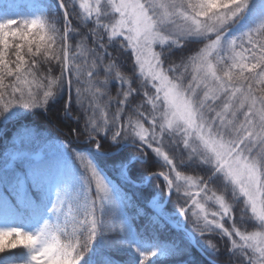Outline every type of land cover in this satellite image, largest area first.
Returning <instances> with one entry per match:
<instances>
[{"label":"snow or ice","instance_id":"snow-or-ice-1","mask_svg":"<svg viewBox=\"0 0 264 264\" xmlns=\"http://www.w3.org/2000/svg\"><path fill=\"white\" fill-rule=\"evenodd\" d=\"M73 3L76 0H61L65 9L62 31L40 18L22 21V26L15 29L12 27L17 23L14 20L0 23V104L4 111L17 103L26 108L43 107L55 95L57 82L49 75L43 78L38 76L36 57L42 56L49 62L55 60L59 62L61 72L72 73L69 33L73 28L69 17ZM247 5L248 0H79L84 19L96 17L97 28L91 31L94 43L98 34V45L102 49L105 45L101 43L103 34H107L109 41L123 37L124 46L131 48L146 85H150V89L142 87L143 104L150 107L140 111V106H137V119L129 116L125 126L120 123L125 109L117 107L115 112L107 111L110 102L116 98L108 95L107 100H102L108 82L116 77L105 66L104 78L95 80L98 65L93 64L86 74L92 82L89 94L94 100V117L89 118L91 126L88 136L91 138L94 133L103 132L111 134L113 141L119 137L134 136L163 158L170 173H175L174 179L164 172L153 175L162 176L167 188H175L177 192L180 191L176 181H183L187 177L176 170L179 167L176 157L164 150L163 137H178L177 143H182L184 149L190 152L196 139L212 153L215 165L212 171L215 176L227 177L233 182L234 192L239 193L238 199L244 206L243 212L240 207L238 218L233 215L232 206L221 212H209L201 200V196L205 201L206 197L214 193L209 188L208 180L190 184L184 193L197 210L192 215L199 214L203 220L201 235L205 231L219 229L222 235L239 237L242 243L233 239L232 247L239 250L247 264H264V161L252 160L255 152L253 145L256 148L264 145V23L244 33L239 39L224 38L227 27ZM104 19L106 23L102 22ZM98 29H103L104 33ZM57 34L60 36L58 58L52 54ZM193 37H202L203 47L194 56L188 57L187 62L181 63L185 78L174 79L171 73L175 71L176 65L168 61V71H164L165 56L156 51L155 46L162 47L171 40V45L179 47L181 41ZM10 51L14 60L10 57ZM13 77L14 80L6 84V80ZM120 81L122 84L129 83L124 79ZM33 88L38 91H33ZM134 91L140 92L141 88ZM132 92L129 85L127 90L121 91L119 95L122 98L117 103L131 105L129 97ZM77 94L80 97L79 90ZM6 95L12 98L5 100ZM194 98L200 101L199 105ZM144 121L149 123V127H145ZM118 123L119 130L113 131ZM229 123H238L239 131L235 140L225 143L219 129ZM154 143L157 145L155 148ZM95 146L98 150H107L99 143ZM77 156L81 157L82 166L90 173L85 183L90 188L94 183L96 191V199L85 206L84 219L72 217L74 226L71 232L67 230V218L63 225L45 223L35 234L17 228L0 229V252L6 247L22 245L32 252L30 264H78L81 249H86L96 238L97 205L108 197L109 190L91 160L83 158L81 153H77ZM241 178H246L245 182L242 183ZM31 179L36 181L38 177L33 174ZM9 182L17 192L23 194L24 178H11ZM193 188L197 189L195 193L192 192ZM60 202L58 200L53 205L57 211L60 210ZM217 205L219 208L220 205ZM245 209L251 212L248 219L261 225H253L254 231L243 232L238 226L247 214ZM181 212L187 214L188 209L181 207ZM226 216L233 219L231 230L221 222ZM85 225L86 231L81 236L79 233ZM10 237L14 239L9 240ZM208 243L211 244V241ZM212 247L215 248V245ZM147 259L145 256L144 260Z\"/></svg>","mask_w":264,"mask_h":264},{"label":"trees","instance_id":"trees-1","mask_svg":"<svg viewBox=\"0 0 264 264\" xmlns=\"http://www.w3.org/2000/svg\"><path fill=\"white\" fill-rule=\"evenodd\" d=\"M6 5L12 9L10 19L17 22L12 26L14 29L22 26L20 23L22 21L40 18L48 25H53L60 31L63 30L64 12L61 0H7ZM70 11L69 18L72 21V28L76 30L69 33L70 43L75 44L80 37H84L89 46L103 53L105 60L110 56H118V63L124 71L126 73L135 71L139 80L143 82V86L150 89V85H146L144 76L140 75V69L135 63L131 48L124 46L123 37L114 38L109 42L107 34H103L104 30L98 29L103 34L101 43L107 45L106 49H102L94 43L95 38L91 35L92 29L97 28L96 17L84 19L85 14L79 9V0L72 4ZM102 22L106 23L107 20L104 19ZM261 23H264V0H248L244 11L227 27L224 38L225 40L239 39L244 33ZM203 42L202 37H193L181 42L179 47L170 43L166 44L164 50L171 48V51H167L164 67H168V61L174 64L187 62L188 57L194 56L199 48L203 47ZM155 50L160 51V46H156ZM10 57L12 60L15 59L11 51ZM36 59L39 64L38 76L43 78L49 74V70L59 75V62L53 60L51 63H46L42 56ZM64 74L62 87L43 107L26 108L17 103L4 111L0 104V229L17 228L35 234L45 223L63 225L67 218L69 220L67 230L71 232L74 226L72 217L76 220L84 219L85 206L96 199L95 184L93 183L90 188L85 183L90 174L78 160L77 153H81L83 158L91 160L97 172L104 179L109 195L97 205L96 238L86 249H81L78 264H141L142 261L143 264H212L193 248L184 232H175L158 217L156 210L152 208L151 205L156 198L160 197L163 200L166 198L167 185L159 178H154L147 186L137 187L131 182L132 180L142 183L153 173L160 172L169 173L170 178L174 179L175 173H170L163 158L134 136L119 137L117 141H113L111 134L102 132L94 133L90 138L88 136L91 126L89 118L94 117V105L90 98L79 99L73 85L74 76L69 73L72 98L68 108V80L66 72ZM99 74L104 75L103 68L99 69ZM12 80L14 77L8 78L6 84ZM131 86L134 89L141 88L140 92L133 91L129 97L132 101L131 105L117 103V100L122 98L119 94L122 90H127L129 83L122 84L121 81L113 79L108 82L106 95L102 96V100H107L108 95L116 98L109 104L107 109L109 113L115 112L117 107L125 109L121 114L120 122L125 126L137 106H140V111L150 107L143 104L142 87L134 81ZM33 91H38V89L33 88ZM11 98L8 95L4 97L5 100ZM143 123L145 127H149L147 121ZM119 128L118 123L113 131ZM177 141L178 137L169 135L163 137L164 150L176 157V163L179 165L176 170L185 176L199 172L208 180L209 188L216 191V188L220 186L219 175L211 176V171L207 166L188 161L190 150H185L183 144ZM98 143L102 148L107 149L106 151L100 150L103 153L113 152L123 144L134 146L126 147L115 156L101 157L94 152L95 145ZM156 146L154 143L153 148ZM60 151L63 153L60 154ZM38 154L45 155L44 160L66 159V168L62 165L57 179L50 187H39L30 180L27 157ZM136 156L143 160H136L129 166L130 180L125 176L124 169ZM210 176L211 179H208ZM11 178L26 180L23 194L15 190L9 182ZM176 183H183V181H176ZM5 188H7V193ZM196 191V188L192 189L193 193ZM172 195L164 214L193 232L198 246L207 257L219 264H247L246 259L239 254V250L232 247L233 239L237 243H242L239 237L222 235L219 229L212 232L205 231L201 235L193 227L197 220L192 212L197 210L192 206L191 199L185 195L184 191L177 192L175 188ZM58 200L61 201L59 211L53 207ZM201 200L206 204L209 212L218 209V205L211 201H204L203 196ZM240 203L241 201L238 200L237 206L234 207L233 215L237 218L240 215ZM181 207L188 209L187 214L181 215ZM250 216L251 212L247 211V217ZM209 219L212 217L209 216ZM114 221L126 223V231L134 247L133 254L123 252L116 246V240L120 239L121 235L112 225ZM221 222L225 228L231 230L232 218L226 216ZM199 223L202 226L203 220L201 219ZM256 223L255 220L246 219L239 221L238 226L241 231L250 232L255 230L253 225ZM86 228V225L82 226L79 233L81 236L84 235ZM61 238L65 239L63 236ZM11 239L14 238L10 237L9 240ZM142 239L146 240L143 242ZM208 241H211V244ZM212 245H215V248ZM31 255V250L22 245L16 248L6 247L0 252V264H30ZM145 256L148 257L147 260H144Z\"/></svg>","mask_w":264,"mask_h":264},{"label":"clouds","instance_id":"clouds-1","mask_svg":"<svg viewBox=\"0 0 264 264\" xmlns=\"http://www.w3.org/2000/svg\"><path fill=\"white\" fill-rule=\"evenodd\" d=\"M76 31V30H73ZM60 36L57 34L55 39L56 47L52 49V54L55 57H59L60 55ZM111 42V41H109ZM183 42V41H181ZM96 44H100V38L99 34L97 36V39L95 41ZM172 44V41L169 40L167 43H165L162 47H160V53L163 56H167V51H171V48H169L167 51L164 50V46L166 44ZM103 47L106 49L107 45H103ZM72 48V55H71V72L74 76L73 85L76 88V91L79 90L81 95L79 97L80 100L82 98H90L91 102L93 103L94 100L89 94V89L92 87V82L89 81L88 76L86 75L89 70L91 69L93 64H97V68L95 69L97 76L94 78L95 80L99 81L104 78V75L99 74V69L104 68L107 66L110 70V74L115 80H127L129 82V85L131 89L134 91L135 89L131 86V83L134 81L136 82L140 87H143V82L139 80V77L136 75L135 71L126 73L123 69V67L118 63V56H110L107 60H105L103 53L97 54L94 51V48L89 46V44L86 42L84 37H80L78 42L75 44L71 43ZM46 63H51L47 60H45ZM176 69L174 72L171 73L172 77L177 80H183L185 78V72L180 64H175ZM140 69V68H139ZM182 69V70H181ZM164 71H168V67H164ZM57 82V88L56 91L59 90L60 87L63 85V81L65 79V74L60 71L59 75L53 74L49 72L48 74ZM140 75H142V71L140 69ZM113 80V79H112ZM195 103L197 105L200 104V101L196 98H194ZM131 118L137 119L136 117V109H134L130 115ZM239 131V125L238 123H229L225 126V128L219 129V133L223 136L225 143H231L233 140H235L236 133ZM193 151L188 153V161H193L195 164L198 165H204L207 166L211 171V176H215V172L212 171L214 168V158L210 151L207 150L206 147H202L196 139L193 140ZM253 148L255 149V152L252 154V160L253 162L256 161H264V145H261L260 148H256L255 145H253ZM251 151V150H250ZM247 153L245 154V158H247ZM211 176L208 177V179H211ZM187 178L183 180V183H179L177 185L178 191H186L188 190V187L190 184H199L201 181H205V177H203L199 172H197L195 175H188ZM246 178H241V182H245ZM219 193V194H217ZM239 193L234 192L233 189V182L229 180L227 177H221L220 178V186L216 188V191H214L213 195L211 197H206L205 201H211L213 204L217 205L219 204L220 207L216 210L217 212L224 211L229 206L235 207L237 206V201ZM241 207V211L243 212L244 206L239 204ZM181 215H183V212H181ZM230 218V217H229ZM248 219L247 214L244 215V220ZM197 223L193 225V227L196 229V231L201 230L200 226V216L197 214L196 216ZM256 227H260L261 225L256 224Z\"/></svg>","mask_w":264,"mask_h":264},{"label":"rangeland","instance_id":"rangeland-1","mask_svg":"<svg viewBox=\"0 0 264 264\" xmlns=\"http://www.w3.org/2000/svg\"><path fill=\"white\" fill-rule=\"evenodd\" d=\"M7 0H0V23L7 22L8 20H11L9 15L12 12V9L10 6L6 5ZM14 29V28H13ZM156 47V46H155ZM145 79V77H144ZM55 152H53L54 154ZM63 153L60 151V154ZM83 156V154H82ZM45 155L38 154L36 156L27 157V166L30 169V180L35 183V185L46 188L50 187L52 183L57 179V175L60 173L62 165L66 168V159H56V160H44ZM78 157V156H77ZM78 160L81 161V157H78ZM13 160H11L12 162ZM35 174L38 179L36 181H33L31 179L32 175ZM90 174V173H89ZM101 202V201H100ZM98 202V205L100 204ZM163 198H156L155 201L152 203V208L159 209L163 205ZM115 230L119 232L121 235L120 239L116 240V246L123 252L126 253H134V247L131 243V239L129 237L128 232L126 231L127 225L124 221H114L112 223ZM146 239H142L144 242Z\"/></svg>","mask_w":264,"mask_h":264},{"label":"water","instance_id":"water-1","mask_svg":"<svg viewBox=\"0 0 264 264\" xmlns=\"http://www.w3.org/2000/svg\"><path fill=\"white\" fill-rule=\"evenodd\" d=\"M64 13H65V9H64ZM66 75H68V72H66ZM68 95H69V99H68V107H69V106H70V103H71V95H72V88H71V85H70L69 82H68ZM126 146H127V145H124V146L120 147L117 151H115V152H111V153H109V154H103V153H101L97 148H96L95 151H96L97 154H99V155H101V156H107V157H110V156H113V155H116V154L120 153V152H121ZM130 146H131V145H130ZM135 159H138V158H134L132 161H134ZM125 174H126L127 177H129V174H128V171H127V168H126ZM155 177H158V178L163 179L162 176H159V175H152V176H150L145 182H143V183H134V185H135V186H143V185H147V184H148L152 179H154ZM164 182H166V181H164ZM166 183H167V182H166ZM172 192H173V189L168 191V195H167L168 197H167V199H166V202H165V204L162 206V208L159 209V211H158V215H159L161 218H163V219L165 220V222L168 223V224L170 225V227H171L172 229H174L175 231L178 232L179 230H182V231L186 232V233L188 234L189 238L191 239V244H192V246H193L196 250H198L200 253H202V251L198 248V245H197V239H195V236L193 235L192 232H189L186 228L180 226L179 224L177 225V224L174 223L172 220H170L169 218H165V217L162 215V212H163L164 207L166 206V204L169 202L170 198L172 197V196H171V195H172ZM208 260H209V259H208ZM211 262H212V264H213V263H214V264H218V263L215 262V261H211Z\"/></svg>","mask_w":264,"mask_h":264}]
</instances>
